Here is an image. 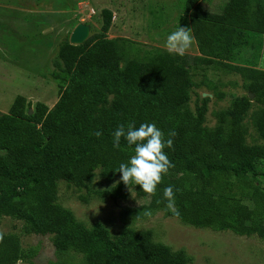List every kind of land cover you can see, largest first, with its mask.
<instances>
[{
    "label": "trees",
    "instance_id": "obj_1",
    "mask_svg": "<svg viewBox=\"0 0 264 264\" xmlns=\"http://www.w3.org/2000/svg\"><path fill=\"white\" fill-rule=\"evenodd\" d=\"M184 13L200 52L193 58L166 49L135 54L129 39L107 37L113 17L108 8L102 10L101 31L83 44L70 43V35L61 40L54 73L60 82L57 103L49 108L37 102L30 113L31 102L17 95L9 111L0 112V218L23 221L26 233L52 235L57 253L75 250L84 264H189L183 250L154 241L151 230L125 226L113 237L104 224L88 227L57 201L59 180L85 187L98 169L108 180L120 177L119 164L133 151L123 138L113 148L111 134L118 125L155 123L165 138L174 133L172 149H165L173 167L155 195L135 186L149 202L124 207L122 221L128 211L144 219L165 207L163 189L172 186L179 215L167 209L170 215L196 227L257 234L264 241V170L259 167L264 145L246 143L243 123L253 93L262 107L252 120L264 139V68L251 66L244 54L263 43L264 0H228L214 13L200 0H187ZM191 63L243 77L245 93L217 113L214 127L204 124L208 97L195 111L188 107L198 86ZM31 253L18 235L0 232V264H16Z\"/></svg>",
    "mask_w": 264,
    "mask_h": 264
},
{
    "label": "rangeland",
    "instance_id": "obj_2",
    "mask_svg": "<svg viewBox=\"0 0 264 264\" xmlns=\"http://www.w3.org/2000/svg\"><path fill=\"white\" fill-rule=\"evenodd\" d=\"M186 1L0 0V112L7 113L17 95L31 102V110L37 102H43L49 108L57 103L60 82L54 73L59 71L60 42L77 24L89 25V37L99 33L103 23L102 10L108 8L113 17L107 37L127 38L135 54L152 55L159 49H166L167 34L179 26L189 28L192 35L190 16L184 13ZM200 1V5L214 13L219 12L228 0ZM185 54L190 58L199 55L194 37ZM261 54L258 51L257 55L249 56L251 66L264 68V54L262 58ZM191 72L198 86L192 89L188 107L195 111L197 103L208 97L204 124L214 127L217 113L226 109L234 97L245 93L243 77L238 72H226L214 65L194 67L191 63ZM217 92L224 96L218 97ZM250 98L254 103L243 121L245 141L250 145H264L252 120V114L262 105L253 99L254 94ZM259 167L264 170V160L259 162ZM174 182L175 179L171 184ZM57 201L70 208L88 227L97 222L104 224L113 237L120 235L125 226L138 231L151 230L154 241L169 245L172 250H183L189 264H264V241L259 235L186 224L170 215L166 207L144 219L133 218L134 212L128 211L124 223L122 209L146 204L149 198L138 194L134 185L125 186L120 177L111 180L102 177L101 169L96 170L94 179L85 187L59 180ZM244 203L251 205L250 201ZM0 232L15 233L23 249L27 252L32 249L30 256L16 264H47L59 260L84 264L81 253L75 250L57 253L52 235L26 233L23 221L16 218L1 217Z\"/></svg>",
    "mask_w": 264,
    "mask_h": 264
},
{
    "label": "clouds",
    "instance_id": "obj_3",
    "mask_svg": "<svg viewBox=\"0 0 264 264\" xmlns=\"http://www.w3.org/2000/svg\"><path fill=\"white\" fill-rule=\"evenodd\" d=\"M192 41L189 28L179 26L167 34L164 47L169 54L183 56ZM95 135L99 136L100 132L97 131ZM111 135L113 148H119L123 138L133 151L126 162L119 164L120 181L127 187L130 184L138 185L143 192L155 195L162 177L173 167L165 149H172L171 137L174 133H169L168 138H165L155 123H141L138 127L129 123L126 127L123 124L118 125ZM163 197L166 201L165 207L174 215H179L172 186L163 189Z\"/></svg>",
    "mask_w": 264,
    "mask_h": 264
},
{
    "label": "water",
    "instance_id": "obj_4",
    "mask_svg": "<svg viewBox=\"0 0 264 264\" xmlns=\"http://www.w3.org/2000/svg\"><path fill=\"white\" fill-rule=\"evenodd\" d=\"M90 34V27L89 25L79 23L75 26V28L72 30L69 41L72 44L79 45L83 44L89 37ZM250 96H253L251 93ZM32 110L30 109V113Z\"/></svg>",
    "mask_w": 264,
    "mask_h": 264
},
{
    "label": "crops",
    "instance_id": "obj_5",
    "mask_svg": "<svg viewBox=\"0 0 264 264\" xmlns=\"http://www.w3.org/2000/svg\"><path fill=\"white\" fill-rule=\"evenodd\" d=\"M201 2V1H200ZM228 2V1H227ZM203 7V6H202ZM204 8V7H203ZM205 9V8H204ZM206 10V9H205ZM221 10H219V12H220ZM195 40V39H194ZM262 40H263V43L261 44V47L259 48V49H257V48H249V49H251L252 50V53H253V56H255V55H257V53H258V51H260V52H262V54L260 55L261 56V58H262V55L264 54V36H263V38H262ZM196 42V41H195ZM196 45H197V43H196ZM197 48H198V46H197ZM248 49V50H249ZM251 50H249L248 52H246L245 54H246V57L249 59V63L251 64L252 63V61H251V57H249V56H251L252 55V53H251ZM199 51V50H198ZM199 54H200V52H199ZM261 64L263 63V62H260ZM253 66V65H252ZM253 67H258V66H253ZM258 68H263V66H260V67H258Z\"/></svg>",
    "mask_w": 264,
    "mask_h": 264
}]
</instances>
